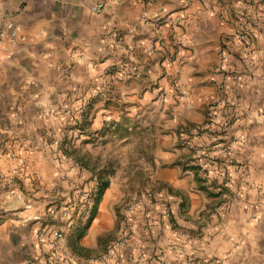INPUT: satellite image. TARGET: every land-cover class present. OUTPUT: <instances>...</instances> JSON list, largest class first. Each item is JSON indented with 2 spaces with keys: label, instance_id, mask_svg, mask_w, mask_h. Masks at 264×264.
Here are the masks:
<instances>
[{
  "label": "crops",
  "instance_id": "1",
  "mask_svg": "<svg viewBox=\"0 0 264 264\" xmlns=\"http://www.w3.org/2000/svg\"><path fill=\"white\" fill-rule=\"evenodd\" d=\"M144 17L167 21L153 35ZM240 19L255 34L248 55L230 42L238 79L222 93L219 49ZM0 39L4 241L26 233L38 264H264V0H0Z\"/></svg>",
  "mask_w": 264,
  "mask_h": 264
},
{
  "label": "built area",
  "instance_id": "2",
  "mask_svg": "<svg viewBox=\"0 0 264 264\" xmlns=\"http://www.w3.org/2000/svg\"><path fill=\"white\" fill-rule=\"evenodd\" d=\"M191 0H188V3H190ZM104 10V4L100 3L91 8V11L94 14H101ZM144 23L149 27L153 35H157L160 31V29L165 25L167 19L166 18H160V19H147L146 17L143 18ZM238 30L233 35L226 37L221 41L220 49H219V62H218V69L221 73V81L219 82V90L220 92H224L226 90L227 84L229 80H237L238 76L235 73H232L228 69V61L230 57V51H229V44L230 42H237L242 45L244 54L248 55L250 53V48L248 46V41L251 37L254 36L255 31L252 26H250L248 23H246L243 19H240L237 21ZM4 36L3 38L7 42L8 46L15 47L20 42V33H19V27L11 20H6L4 23V33L1 35ZM1 41V39H0ZM175 47L179 48L182 46V39L180 37H177L173 40ZM117 48V52L120 53L121 58L125 57L130 60H134L135 56L132 53L131 49L128 47V45L125 42L124 36L121 33H118L116 35L115 39V45ZM151 51H155L156 47L151 46ZM168 61L172 62V57L168 58ZM127 73H131L130 69H126ZM108 76L109 73L105 72V76L102 79V83H100L98 89L96 90L95 94L98 96L101 93H105L108 90L109 84H108ZM176 87V85H173ZM177 91V94H179V91L177 88H175ZM167 95V92L165 89H161L160 91V97L165 98ZM216 106L217 104H211L207 120L209 125H214L216 123ZM184 140V139H183ZM102 188V184L98 181L92 184L91 190L81 192L78 196L79 202L78 206H88V202H91V200L96 197V195L99 193L100 189ZM151 195H149L150 197ZM77 206H67L66 209L63 211V214L67 216L68 214L75 213ZM52 237L54 240H62L63 234L59 231H55L52 234ZM124 243V239H120L115 242V246H121Z\"/></svg>",
  "mask_w": 264,
  "mask_h": 264
},
{
  "label": "rangeland",
  "instance_id": "3",
  "mask_svg": "<svg viewBox=\"0 0 264 264\" xmlns=\"http://www.w3.org/2000/svg\"><path fill=\"white\" fill-rule=\"evenodd\" d=\"M175 79L176 77H174L173 75H171V77L169 78L170 84L172 86L175 85L174 83ZM19 184H22V182L19 181ZM159 189L160 187H158L155 183H151V188L149 192V195H151L150 198H152ZM2 194H3V188H1V184H0V228L3 224L12 220V216H11L12 212H10L12 208L10 207H13L14 205L13 202L11 203V201L13 200V197L11 195L5 197ZM15 201H16V205H19L20 209L25 208L27 206V203L24 202V200L19 199V197H17ZM52 234L53 232L50 235H46L48 237L45 238L44 240L50 245H53L56 242H58V240H54ZM4 236L5 233L3 232L0 233V264H38L39 263L37 259V255L35 254L36 249L34 248L33 245H31L30 237L26 233H21V236L18 237L16 236V243L4 241ZM12 239H14V237ZM22 239L24 240V242L21 244L20 241Z\"/></svg>",
  "mask_w": 264,
  "mask_h": 264
}]
</instances>
